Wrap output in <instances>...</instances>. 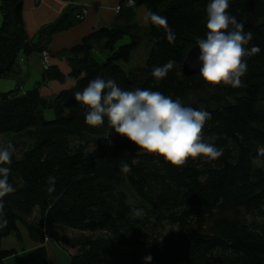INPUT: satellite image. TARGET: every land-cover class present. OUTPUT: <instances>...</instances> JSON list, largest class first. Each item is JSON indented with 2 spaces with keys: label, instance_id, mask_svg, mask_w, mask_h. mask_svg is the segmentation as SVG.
I'll return each mask as SVG.
<instances>
[{
  "label": "trees",
  "instance_id": "1",
  "mask_svg": "<svg viewBox=\"0 0 264 264\" xmlns=\"http://www.w3.org/2000/svg\"><path fill=\"white\" fill-rule=\"evenodd\" d=\"M129 1L119 4L118 14L144 7L164 16L175 42L169 44L165 31L150 23L102 29L72 49V88L48 100L39 86L63 82V75L51 66L36 87L26 90L18 63L42 54L52 36L81 22L79 10L71 8L33 40L24 30L22 0H0L5 20L0 78L18 82L14 93L0 96V135L26 132L34 142L21 157V144H12L9 183L15 191L0 200L7 220L0 228V264L17 254L4 250L2 241L19 226L40 246L33 252L39 260L47 259L44 246L53 240L75 250L70 264H144L148 256L151 264H264V0L229 3L228 12L252 33L245 47L261 49L246 58L247 71L235 88L213 87L200 76L183 74L188 51L205 35L209 0H131L134 6L128 7ZM104 41L109 53L100 63L92 50ZM144 42L149 54L143 66L126 69ZM169 60L174 67L157 82L153 67ZM98 76L125 90L159 91L209 112L202 140L222 155L175 167L136 151L126 139L111 135L107 124L87 125L86 109L74 96ZM48 111L53 120L46 119ZM125 163L130 173L120 171Z\"/></svg>",
  "mask_w": 264,
  "mask_h": 264
},
{
  "label": "clouds",
  "instance_id": "2",
  "mask_svg": "<svg viewBox=\"0 0 264 264\" xmlns=\"http://www.w3.org/2000/svg\"><path fill=\"white\" fill-rule=\"evenodd\" d=\"M230 0H209L205 8V35L197 38L195 64L198 75L208 85L240 87L241 78L247 71V57L261 51L258 46H245L252 40L251 32H244L239 23L228 12ZM143 22L150 23L165 31L169 44L176 40V34L168 26L164 16L148 11ZM174 61L153 67L151 76L158 81L164 79ZM74 99L86 109L84 121L89 126L107 124L118 137L126 139L142 151L162 159L175 167L185 165L190 159L214 160L222 151L202 140V130L211 114L184 106L179 99H172L159 91L136 88L125 90L114 79L96 77L88 82ZM15 149L12 144L0 147V200L15 191L9 176ZM120 171L130 173L131 168L123 164ZM49 188V191H52ZM3 204L0 203V228L7 225ZM151 257L144 264H151Z\"/></svg>",
  "mask_w": 264,
  "mask_h": 264
},
{
  "label": "crops",
  "instance_id": "3",
  "mask_svg": "<svg viewBox=\"0 0 264 264\" xmlns=\"http://www.w3.org/2000/svg\"><path fill=\"white\" fill-rule=\"evenodd\" d=\"M123 0H79L75 6L61 0H22V17L24 30L30 39L36 40L39 32L54 22L62 15L71 11V8H85L87 16L83 22H75L69 30L55 34L50 38L48 48L51 52V66L53 72L63 75L64 81L51 80L46 85L39 86V92L42 97H55L62 91L70 89L74 83L69 79L71 74V59L73 58L72 49L90 37L92 34L102 29H112L115 27L137 25L139 27H147L148 23L143 22V16L147 13L144 7H137L131 11L126 10L121 14L116 13L115 8ZM94 58L97 55L103 57L109 53V45L107 42L94 44L92 50ZM24 62L18 63V70L21 79L26 80L24 89L31 90L36 87L42 80L45 69L42 65L41 54L33 53L24 59ZM44 85V86H43ZM40 246L34 243L25 229L21 226L17 233H13L2 241L4 250L14 249L17 254L4 260L2 264L10 262L23 261L38 264H69L62 261L58 257L56 249L52 244V240H48L45 244L47 251V259L39 260L33 256V252ZM63 247V246H62ZM68 250L69 256L75 253V250ZM42 264V263H40Z\"/></svg>",
  "mask_w": 264,
  "mask_h": 264
},
{
  "label": "rangeland",
  "instance_id": "4",
  "mask_svg": "<svg viewBox=\"0 0 264 264\" xmlns=\"http://www.w3.org/2000/svg\"><path fill=\"white\" fill-rule=\"evenodd\" d=\"M69 4L75 6L77 4V1L70 2ZM83 9H85V8H81L80 7L78 9L79 13ZM83 21H81V22H83ZM124 43H129L128 38L125 39ZM121 44L122 43L118 44V46H121ZM146 46H147V43L144 42L142 48H140L139 50H137L133 54L131 63L128 66H126V69L143 66V64L146 61V59L148 57V54H149V48L146 49L145 48ZM46 51L50 54L49 55L50 59H52V57H51L52 54H51L50 50L47 49ZM105 58H106L105 56H103V57H101L99 55L96 56V59L100 63H103L105 61ZM44 85H46V84H44ZM43 98L48 99V100H52L54 97H47V98L43 97ZM46 119L47 120H53L54 119V114L51 111H48L47 114H46ZM7 144H21L20 149L18 151V157H21L25 150H27L28 148L33 146L34 142L31 140L30 136L26 132H24L22 134H3V135H0V147H3L5 145H7ZM131 201L135 205H138V201H137V199H135V196L132 195ZM52 244L54 245V248L56 249L58 257H60L62 261H66L67 260L69 262V264H70V256H69L68 250H63L64 248L61 245H59L58 243H56L55 241H53V240H52ZM21 259L23 260V261H21L22 262L21 264H32V263L27 262V260L25 258H21ZM18 263L19 262H14V264H18ZM40 263L44 264L45 262H39L38 264H40ZM8 264H10V262ZM11 264H13V263H11Z\"/></svg>",
  "mask_w": 264,
  "mask_h": 264
},
{
  "label": "water",
  "instance_id": "5",
  "mask_svg": "<svg viewBox=\"0 0 264 264\" xmlns=\"http://www.w3.org/2000/svg\"><path fill=\"white\" fill-rule=\"evenodd\" d=\"M5 25V20L3 14L0 12V32L3 30ZM197 45L192 47L183 62V74L186 77L191 76H199L198 75V68L195 64L196 56H197ZM18 86V82L13 79H2L0 78V96L10 95L16 91Z\"/></svg>",
  "mask_w": 264,
  "mask_h": 264
},
{
  "label": "built area",
  "instance_id": "6",
  "mask_svg": "<svg viewBox=\"0 0 264 264\" xmlns=\"http://www.w3.org/2000/svg\"><path fill=\"white\" fill-rule=\"evenodd\" d=\"M127 6L128 7H133L134 6V2L133 1H129L127 3ZM121 10V7L120 5H118L116 8H115V11L116 13H119V11ZM87 10L86 9H83L78 15H77V18L80 20V21H83L85 19V17L87 16ZM50 54L45 51L41 54V61H42V65L44 67L45 70H48L50 69L51 67V59H50ZM21 62H24V59H21Z\"/></svg>",
  "mask_w": 264,
  "mask_h": 264
}]
</instances>
